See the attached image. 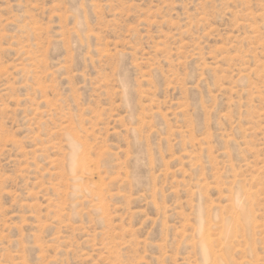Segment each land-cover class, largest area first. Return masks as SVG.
I'll return each instance as SVG.
<instances>
[{"label":"rangeland","instance_id":"obj_1","mask_svg":"<svg viewBox=\"0 0 264 264\" xmlns=\"http://www.w3.org/2000/svg\"><path fill=\"white\" fill-rule=\"evenodd\" d=\"M214 261L264 264V0H0V264Z\"/></svg>","mask_w":264,"mask_h":264},{"label":"bare ground","instance_id":"obj_2","mask_svg":"<svg viewBox=\"0 0 264 264\" xmlns=\"http://www.w3.org/2000/svg\"><path fill=\"white\" fill-rule=\"evenodd\" d=\"M71 146H73V145H70V147ZM73 148V147H72ZM75 148V147H74ZM74 148H73V151H74ZM75 152L76 151H74V153H70V155H71V163H69L70 165H71V167L69 166V167H67L68 169H69V171L70 170H75L74 169V166L76 165V164H79L81 161H82V159L79 157V158H77L76 156H77V152H76V154H75ZM70 158V157H69ZM67 166H68V163H67ZM84 169V168H83ZM68 171V170H67ZM71 172V171H70ZM69 172V173H70ZM86 172V171H85ZM74 173V172H73ZM72 172H71V174H73ZM74 179H76V177L74 178ZM79 179V178H78ZM71 180H72V177H71ZM240 201V200H239ZM241 203V202H240ZM236 204H237V202H236ZM242 205V204H241ZM236 206H238V204L236 205ZM242 206H244V205H242ZM241 206V207H242ZM244 210V209H243ZM241 215H242V219H243V221L245 220L246 222L248 221V215L249 214H246V212L244 213V212H241ZM226 225V224H225ZM228 226V225H227ZM229 227V226H228ZM223 231L225 232V233H228L229 232V228H225V229H223ZM207 236V235H206ZM210 236V235H209ZM207 239L209 238L208 236L206 237ZM206 238H205V234H203V230L202 229H200V231H199V245H200V247H201V250H202V252L204 253V255H205V257L207 258V257H209V254H210V248L208 247V244L206 243ZM209 240V239H208ZM212 244V243H211ZM212 262V261H211ZM214 264H215V261H214Z\"/></svg>","mask_w":264,"mask_h":264}]
</instances>
